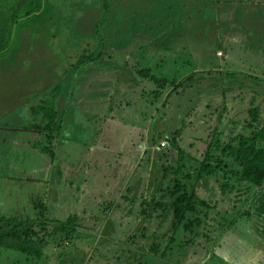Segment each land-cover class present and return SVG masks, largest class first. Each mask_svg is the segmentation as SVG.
<instances>
[{
  "label": "rangeland",
  "instance_id": "374dc122",
  "mask_svg": "<svg viewBox=\"0 0 264 264\" xmlns=\"http://www.w3.org/2000/svg\"><path fill=\"white\" fill-rule=\"evenodd\" d=\"M27 9L35 13L23 17ZM0 34L9 41L0 51V125L24 128L40 121L59 136L51 162L40 153L48 130L1 128L0 216H38L33 198L41 185L33 183L45 180L44 219L78 215L88 227L81 230L82 238L65 244L71 257L45 264H169L150 248L167 244L169 236L162 242L153 234L162 236L171 216L146 220L141 195H162L161 165L178 158L170 145L175 132L186 156L201 158L217 141L218 129H241L246 107L262 101L264 0H0ZM92 53L102 58L78 66L83 54ZM140 69L172 81L194 74V80L156 98L157 85L140 76ZM39 99L46 108L32 114L28 109ZM53 104L54 111L47 109ZM189 159L186 165L193 164ZM11 179L16 181L10 184ZM203 182L198 183L201 193L217 195ZM15 190L24 196L18 207L8 199ZM246 197L232 232H218L217 215L210 239L200 234L179 253L174 246V259L197 264L208 246L213 259L205 264H218L223 257L242 262L243 248L253 238L263 249L257 246L246 258L263 261L264 183ZM109 203L114 206L106 214ZM251 223L259 230L241 237ZM144 226L146 238L140 237ZM94 227L96 237L90 234ZM198 231L204 233L203 227ZM179 233L176 239L182 242L192 237L181 228ZM216 235L223 244L213 251ZM22 258L15 256V264H27Z\"/></svg>",
  "mask_w": 264,
  "mask_h": 264
},
{
  "label": "trees",
  "instance_id": "16d2710c",
  "mask_svg": "<svg viewBox=\"0 0 264 264\" xmlns=\"http://www.w3.org/2000/svg\"><path fill=\"white\" fill-rule=\"evenodd\" d=\"M33 13L35 12L31 11V9H27L23 17H29ZM1 36L0 34V51H3L9 46V44L7 45L9 41H4ZM101 58V54H83L77 64L78 66H81L83 63L90 64L97 62ZM138 74L143 78L152 80L157 85V89L153 92L156 98H159L165 91H168L166 95V97H168L179 87L185 86V84L188 85L194 80V74H190L180 80L172 81L167 78H160L152 74L148 69H140ZM42 103H44V100L39 99L37 104L31 106L28 111L32 114L38 113L42 107L46 108ZM53 103L55 104V102ZM54 104L47 109L54 111L56 105ZM246 110L247 116L240 124L241 129L236 128V130L232 131L227 128L225 130L218 129L217 141L210 142L209 147L202 153L201 158L194 157L189 159L185 154L186 151L182 149L179 144V132H175L172 136L170 141L171 149L173 148L175 150L178 158L173 163L168 162L166 165H161L163 171L161 177L163 181H166V186L160 187L162 195L157 196V194H153L151 198H145L141 195L140 205L142 208L140 211L146 220L152 219L156 214H158V217H164V219L171 216L167 231L162 236H157L155 233L153 234L156 240L169 236L168 244L163 249L160 248L157 242L151 246V252L154 250L156 256L170 260L169 258L175 254V252H173V247L175 246L174 242L176 241V236L182 233H179L180 228L183 230L184 234H190L192 237H184L185 240L177 244L176 250L178 251H181L187 245L193 243L195 239L200 238V234H202V237L209 240L210 237L208 233L212 234L215 227V225L211 224V220L215 219L217 222V215L220 217V220L217 222L218 232H225L236 224L237 211L243 206V202L244 205H246V202L248 204L249 199L246 195L250 194L252 189L263 188L264 97L261 102L257 99L251 105L247 106ZM31 121L33 120L31 119ZM221 121H223V117ZM35 123L36 124L26 125L24 128L14 127L9 123H5L3 126L0 125V134H2V130L10 132L12 130L31 131V129H39L41 133H44L42 130L46 132L49 131L48 134L44 133L46 134V143L43 145L40 153L46 154L50 159L54 160L56 153L53 141L58 140L59 136H53V131L51 129L42 128V122L38 121V123ZM243 129L246 131L245 133L242 131ZM153 143L156 144L154 140ZM167 144L169 145L168 141ZM168 145L165 147H168ZM36 146L38 145L33 142L32 147L37 149L38 147ZM164 154L168 156L167 153ZM185 159L186 161L189 159L193 164L189 165L187 163L188 165H186L184 163ZM8 169L9 167L5 168L6 172H4V174L8 173ZM232 178L235 179L234 182L236 181V183L233 182ZM168 180H170V184H167ZM211 180L213 182H211ZM15 181L16 180L11 179L10 184ZM200 181L205 182V190L207 189L206 191L208 193L212 192L217 195H205L201 193L200 189H198V183ZM18 182L20 184L22 180ZM35 182L37 181H34V183ZM39 183H43V181ZM44 184L46 187L47 182ZM239 184L240 186L244 185L243 191L238 187ZM128 190L132 189L129 187ZM16 191L18 190L10 193L8 199L12 200V205L18 207L21 205L24 196ZM37 191L36 193L39 197L33 198V204L35 210L38 211V216L30 217L29 215L24 216L18 213L1 214L0 264H15V256L19 254L22 255V259L27 262V264H45V260L54 263V260H62L66 257H71L72 253L68 252L65 244L71 245V242L75 238H82L83 232H81V230H83V227L88 228L83 222L85 220L78 215L69 216L66 220L50 219L48 221L44 219L43 213L46 210L44 209V202L41 201L43 197V187H38ZM234 191L238 192L234 193ZM128 197L127 195L123 196V198H126V201L130 202V198ZM225 202L228 203L227 207L222 204ZM113 206V203H109L106 214L108 210L111 211L110 209H112ZM210 211H216V216L213 217V212L210 213ZM225 214L228 215L225 216ZM244 214H247V212H244ZM95 221H97L99 225L101 224L100 227L103 226V221ZM95 221L92 226H97ZM202 227L204 233L198 231ZM219 227H221V230ZM142 229L140 237L146 238L149 229L145 226ZM86 231L90 230L86 229ZM90 232H92L90 233L92 236L96 237L99 231L94 227ZM224 232L223 234L226 233ZM136 235L137 234H134L133 237L136 238ZM221 240V237L216 235V242L212 243L214 245L213 247L218 248L222 246L223 243L220 244ZM207 250H209L208 246L206 247V251ZM185 264L194 263L187 261Z\"/></svg>",
  "mask_w": 264,
  "mask_h": 264
},
{
  "label": "crops",
  "instance_id": "0c3cea01",
  "mask_svg": "<svg viewBox=\"0 0 264 264\" xmlns=\"http://www.w3.org/2000/svg\"><path fill=\"white\" fill-rule=\"evenodd\" d=\"M34 105V104H33ZM29 132V131H28ZM41 133V132H40ZM59 141L58 140H56V141H53V146H54V150L59 146V143H58ZM29 145H30V147H31V145H32V143H30L29 142ZM7 147V146H6ZM1 148H3L4 149V146H1ZM11 149H12V146H11ZM37 150V149H36ZM5 151V150H4ZM11 151H13V149L11 150ZM13 155H14V152H11V153H9V157H8V159H7V161L8 160H10V158H11V160H12V158H13ZM2 157V156H1ZM1 159V158H0ZM2 159L4 160L5 159V157L3 156L2 157ZM51 160V162H53V160L52 159H50ZM39 182H41V181H37V182H35V183H33L34 185L35 184H38ZM45 180H43V183H39L38 185H41L42 187H45ZM49 186V184L47 183L46 184V191H45V193H47V191H48V186ZM43 192V191H42ZM162 226V225H161ZM232 227H235V225H233ZM229 228V231H231L232 232V230H233V228ZM243 230V231H242ZM242 230H240V231H242L243 233V235H241V237H244L245 235L244 234H251V232H254L253 234H256V232H255V230L256 231H258L259 229L258 228H256L255 227V225L253 224V223H251L250 225H248L246 228H245V230H244V228L242 229ZM237 235V234H236ZM238 236V235H237ZM263 237V236H262ZM262 237L260 236V239H262ZM255 238H258V236L256 235V237ZM166 239V238H165ZM162 242L164 241V239L162 238V239H160ZM259 239H254L253 240V238H252V240H250V241H248L247 243V245H245V248H243V250H245V252L243 253L244 254V256H245V258L243 257L242 259H240V260H242V262H237V261H231L229 258H227V257H223V258H221L220 260H219V263L218 264H233V263H237V264H254V263H252L253 262V260H251L252 262H249L248 260L249 259H247L246 258V256L249 254V252L248 251H250V250H253V249H257L258 250V247L257 246H259L261 249H263V247H261L260 245H259V243H258V245H257V241H258ZM175 243V247H177L178 245V243H182V240H177L176 239V241L174 242ZM167 244H168V239H167ZM167 244L166 245H164V243H163V245L164 246H161V249H163L164 247H166L167 246ZM263 245H264V243H263ZM188 246V245H187ZM219 248V247H218ZM218 248H216V247H213V249L212 250H216V249H218ZM259 248V251L261 250ZM150 250H151V248H150ZM178 253H179V251H178ZM152 254V253H151ZM156 257H158V256H156ZM212 258V251H206L205 252V256H203V257H201V259H200V261L197 263V264H205L207 261H209V260H212L211 259ZM165 259H167V258H165ZM165 259H162L161 258V260H165ZM170 260H168L169 261V264H179L178 263V261H176L175 259H174V255H173V257L172 258H169ZM175 260V261H174ZM264 261V260H263ZM262 260H258V261H256L255 262V264H260V263H263L264 264V262H263ZM181 264V263H180ZM185 264V263H184Z\"/></svg>",
  "mask_w": 264,
  "mask_h": 264
},
{
  "label": "built area",
  "instance_id": "2783aa9c",
  "mask_svg": "<svg viewBox=\"0 0 264 264\" xmlns=\"http://www.w3.org/2000/svg\"><path fill=\"white\" fill-rule=\"evenodd\" d=\"M161 144H162V143H161ZM162 145L166 146V145H165V142H163V144H162Z\"/></svg>",
  "mask_w": 264,
  "mask_h": 264
}]
</instances>
